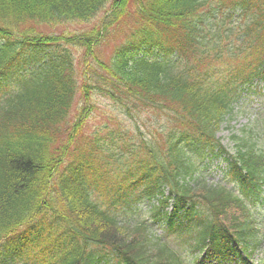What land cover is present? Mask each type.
<instances>
[{"label":"trees","instance_id":"obj_1","mask_svg":"<svg viewBox=\"0 0 264 264\" xmlns=\"http://www.w3.org/2000/svg\"><path fill=\"white\" fill-rule=\"evenodd\" d=\"M107 1L0 0V13L42 23L90 22ZM131 2L139 27L115 47L108 62L97 58L96 46ZM113 6L99 27L78 36L14 33L0 24V264H91L96 248L124 264H158L164 257L169 260L166 244L148 237L143 226H133L114 208L124 206L131 195L166 205L163 189L175 187L171 217L180 232L200 226V220L190 219L195 214L205 216L190 199L212 204L224 193L217 185L198 184L187 147H193L194 157L218 148L215 132L235 115L239 93L233 84L237 81L243 89L264 78V0H115ZM215 12L221 18L206 26ZM71 45L89 47V63L96 64H86L82 74L89 95L110 94L122 102L131 96L160 105L177 130L166 132L163 142L154 134L125 140L123 129L106 125L83 135L82 123L93 106L85 102L68 122L81 85ZM197 49L214 58L208 64L198 59L203 71L221 66L212 82L193 69L200 65L187 66L184 55ZM233 61L235 71L219 69ZM249 146L241 143L231 163L244 165L252 183L264 155ZM126 207L131 208L129 203ZM206 218L197 243L208 246L213 257L235 258L234 236L245 240L247 226L222 230ZM188 240L182 237L183 243L194 244Z\"/></svg>","mask_w":264,"mask_h":264},{"label":"rangeland","instance_id":"obj_2","mask_svg":"<svg viewBox=\"0 0 264 264\" xmlns=\"http://www.w3.org/2000/svg\"><path fill=\"white\" fill-rule=\"evenodd\" d=\"M103 13L104 12H100L99 15L89 24L82 21L60 23L47 22L38 24L35 20L32 19L21 22L19 27L20 29H30L31 31H35L37 33L56 32L55 34L60 35L77 34L78 36V33L87 32L90 29L95 30L96 27H99L101 25V16L103 15ZM130 13H132V11H130ZM130 13L129 15L123 17L119 16V19L111 24L104 39L96 49L95 54L97 55V57L108 61L113 54L115 46L119 42H122L125 38H128L129 35L137 28L139 24L135 22ZM72 50L74 53L77 70L81 75L80 78L82 83H84L86 81V79L83 78L82 75L85 69L84 56L87 58V61L92 60L93 56L90 54L91 52L89 47L86 46L73 45ZM80 100L82 104L83 100L87 102H90L92 100L95 105L93 114L84 125L83 135L95 130L101 123V120H105L103 113H119L117 106L114 104L115 102L110 98L102 97L99 94H94V92H91L89 95L87 91H85L84 89H80L77 94V104L73 108L74 111L72 110L71 112L72 114L69 119L70 123L80 111L79 107H77ZM236 109L237 110L234 117L229 122H224L221 125L220 130L218 131V135L223 138L224 143L228 144L229 147H231V145L234 143L231 137L233 133L243 137L244 129L249 128L251 125L255 124L254 118L256 117V113L260 111V118L264 116V86L256 87L255 93H249L246 99L240 101L239 107H237ZM146 116L151 123L155 122L156 119L165 120L166 124L170 123L169 119L165 115V112L160 110L155 113L154 111L149 109L146 111ZM259 127L261 128V125ZM257 256L264 257V248L257 252L256 257Z\"/></svg>","mask_w":264,"mask_h":264}]
</instances>
